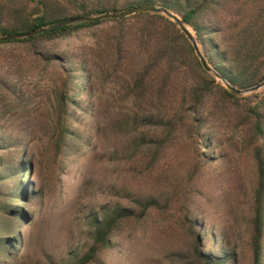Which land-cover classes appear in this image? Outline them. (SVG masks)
Instances as JSON below:
<instances>
[{
	"label": "trees",
	"instance_id": "obj_1",
	"mask_svg": "<svg viewBox=\"0 0 264 264\" xmlns=\"http://www.w3.org/2000/svg\"><path fill=\"white\" fill-rule=\"evenodd\" d=\"M141 5L161 6L177 15L194 34L203 57L236 89L264 79V0H0V35L28 33L78 17L119 13ZM105 26L91 59H75L51 53L45 45L85 29ZM25 44L45 64L57 66L60 84L53 91L50 145L56 156L78 153L88 143L74 128L77 97L91 93L93 76L88 62H100L107 71L118 100L130 105L113 121L120 146L110 161L124 159L138 175L152 174L164 151L179 133L193 144L197 162L163 188L140 193L109 186L113 202L90 208L82 218L86 242L68 255L67 264H92L123 223H144L153 212L168 214L173 207L187 229L189 249L180 255L186 264H264V88L239 96L225 89L198 62L188 39L178 25L157 12H139L127 17L84 21L58 27L33 37L0 42V47ZM102 68L101 73L103 72ZM105 82V81H104ZM10 100V102L8 101ZM9 103H6V102ZM24 107L23 92L8 73H0V117L12 107ZM232 120L237 150L252 161L253 176L241 187L242 204L234 210L232 238L198 213L203 197L200 169L218 160L216 132L208 126L211 117ZM31 166L27 145L0 127V264L12 258L16 225L25 215L16 203L33 194L27 181ZM29 203V202H27Z\"/></svg>",
	"mask_w": 264,
	"mask_h": 264
},
{
	"label": "rangeland",
	"instance_id": "obj_2",
	"mask_svg": "<svg viewBox=\"0 0 264 264\" xmlns=\"http://www.w3.org/2000/svg\"><path fill=\"white\" fill-rule=\"evenodd\" d=\"M104 28L81 30L48 42L45 49L75 59H91ZM34 52L25 44L0 47V73H8L26 100L24 107L9 104L12 108L0 117V127L27 145L31 158L27 181L31 185L29 193L33 194L28 201L16 203L26 219L16 225L13 258L7 264H67L68 255L86 242L87 229L82 223L85 213L114 201L106 194L107 187L154 192L163 188L168 179L183 176L197 158L191 141L179 133L152 174L132 172V164L124 159L110 161V154L120 146L113 133V121L131 106L118 100L100 62L86 65L93 85L90 94L77 97L83 102V109L74 115L77 122L73 126L88 146L65 159L56 156L50 145V132L54 120L53 91L60 84L61 75L56 65L43 63ZM208 126L219 141L214 151L218 160L200 169L203 197L197 202V210L215 232L232 238L234 210L242 204L240 189L252 178L253 165L247 153L237 150V137L230 140L232 120L215 115ZM189 242L187 229L173 206L164 216L151 213L144 223H123L112 239V248L99 254L92 264H186L179 256L188 252ZM238 262L247 264L248 253L244 252Z\"/></svg>",
	"mask_w": 264,
	"mask_h": 264
},
{
	"label": "water",
	"instance_id": "obj_3",
	"mask_svg": "<svg viewBox=\"0 0 264 264\" xmlns=\"http://www.w3.org/2000/svg\"><path fill=\"white\" fill-rule=\"evenodd\" d=\"M139 12H157L162 14L163 16L167 17L171 21L175 22L178 27L181 29L183 34L186 36V38L189 41L190 46L193 49V52L200 63L203 70L212 76L216 81H218L225 89L235 93L239 96L244 95H250L256 91L261 90L264 88V79L261 80L259 83L249 86L246 88L236 89L233 87L216 69H214L210 64L207 63L205 58L203 57V54L201 52V49L195 39L194 34L190 31V29L181 22V19L175 15L173 12L161 7V6H155V5H141L137 7L130 8L126 11L119 12V13H106L98 16H90V17H78V18H71L59 23H56L54 25L39 28L36 30H33L28 33H22V34H11L7 36H1L0 35V42H8V41H14V40H22L27 39L30 37H33L37 34L49 32L51 30H54L58 27L65 26L68 24L78 23V22H84V21H93V20H105V19H113V18H121V17H127L130 15H133L135 13Z\"/></svg>",
	"mask_w": 264,
	"mask_h": 264
}]
</instances>
